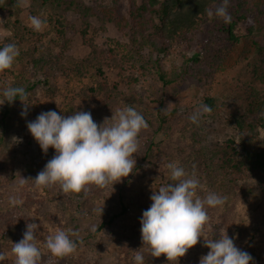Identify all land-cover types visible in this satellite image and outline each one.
<instances>
[{
  "label": "trees",
  "instance_id": "16d2710c",
  "mask_svg": "<svg viewBox=\"0 0 264 264\" xmlns=\"http://www.w3.org/2000/svg\"><path fill=\"white\" fill-rule=\"evenodd\" d=\"M29 1L37 2L46 10L49 25L56 31L58 38H52L42 46H34L30 52L29 49H24L27 45L20 41H26L30 34L39 38L46 37L48 34L28 28L22 30L21 22L18 19L14 20L13 32L15 35L19 32L22 36L19 39L9 37L5 42H0V48L7 43H15L19 48V56L16 58L17 62H14L13 66L5 70L0 77V99L5 100L3 92L9 86L24 88L29 98L37 85H48L50 78L54 77L59 70L67 76L80 78L91 73L92 69L103 73L102 65L99 64L102 59L111 63L119 70L121 77L128 81L130 89L128 95L131 99H128L122 108L134 107L144 116L152 129V134L162 136V140L158 143L154 141L153 136L141 152L137 151L133 154L136 160L135 171L138 169L153 171L155 181L151 186L159 188L173 183L170 179V170L166 165L171 163L167 160L168 158L177 157L181 163L179 167H183L189 175L194 172L202 187H215V191H218L216 194L226 198L223 205L207 208L210 220L204 228V238L219 239L226 231L235 245L243 244L242 251L248 252L253 258L251 264H264V232L260 229L264 221V138L260 137L258 132V127H264V95H260L255 89L247 94L245 91H238L239 99L228 104L215 96L205 94L202 102L210 111H207L206 118L199 120L193 129L192 120L185 113L179 112L183 96L175 84L178 79L177 74L170 76L160 66L162 61L172 55L174 58L181 56L186 66L183 72L195 83L194 92L199 93L207 88L218 71L225 69L223 62L228 57L229 60L236 58L241 60L244 56L249 59L253 48L260 62L254 66L252 75L258 81L264 82V0H229L227 11L232 17L230 23H226L221 17L215 15L216 8L222 4L223 0H140L139 4L138 0H128V9L124 14L117 12V15H114L112 11H117L116 5L119 4V0H114L115 5L107 9L105 17L96 14L92 6H87L81 0ZM18 7V0L0 1V11L6 9L9 17ZM48 9L54 13H48ZM209 10L213 12L211 17L208 15ZM57 12H76L78 19L84 25L80 34L91 49L84 58L76 59L67 54L69 41L65 38L64 18L61 15L57 16ZM92 19H99L103 23L106 21L113 23L116 29L123 31L125 40L120 42L112 39V45L108 51H97L95 44L89 42L87 38L91 31ZM240 22H245L248 30L244 36H237L233 32L236 24ZM210 24L212 26H207ZM201 34H208L207 39L201 41ZM53 43L55 46H60L61 52L64 53L56 54ZM197 45L201 46L200 51L195 52L191 57L185 56L184 53L188 48ZM155 69L162 83V89L167 90V94L160 96L158 87H153L149 91L147 108L154 113L147 116L148 110H143L146 102H143L142 94H137L139 89L142 90V86H138V83L140 84L145 76L151 75ZM39 73L41 77L37 78ZM49 91L52 93L50 88ZM104 91H108V88L98 84L97 87L86 89L84 97L91 100L89 103L91 105ZM110 107L106 110L98 107L90 109L88 105L82 108V111L90 112L92 118L101 124L104 121V114L110 119L112 112H116L112 110L113 104ZM53 111L65 116L70 115L56 109ZM210 119L212 122L213 120L223 121L228 126L236 127L239 132L237 140L230 137L216 140L212 146L205 144L206 141L203 138L208 131ZM17 120L18 116L11 107L0 108V144L4 140L5 133L15 126ZM106 123L110 124L112 121ZM188 140L196 143L194 146L199 144L200 147L188 148ZM155 147L164 157L155 155ZM54 155L55 150L50 151L47 161ZM38 162L35 175L34 177L31 175V179H34L45 167ZM144 162L150 164V168L144 166ZM12 179L13 166L9 165L3 156L0 159V194L7 192V186ZM27 185L22 194H19V200L23 201L22 205L20 207L11 205L9 208V212L18 214L16 220L10 218L9 213L3 214L6 211L0 210V241L4 237L3 233L5 235L6 231L13 229L15 225L20 224L26 227L28 223H35L37 245L42 252L38 264H41L42 259L46 257L45 254L50 253L44 247L49 235L57 230H65L69 233L70 239L76 242L71 236L65 214L68 212L66 208L68 204L66 207L61 206L64 202L66 203L64 199L93 200V195L101 193L100 189L103 188L93 184L80 193H64L58 183L48 187H36L33 181H29ZM114 187L118 192L114 204L116 206L103 210L102 213L96 212L99 221L94 229V236L99 239H102L104 233L109 230L120 227L122 220L128 216L129 206L122 192L123 185ZM202 187L198 189V195L204 197L206 195L202 192ZM150 206L148 205L147 209ZM1 217L5 222L1 220ZM141 218L132 228L133 233L137 234L135 237L138 238L141 237ZM239 218H243L248 226L244 234H239L241 229L237 225ZM204 238H200L199 246L195 250L190 249L193 255L192 262L179 259L178 264H199L200 257L209 251L204 246ZM139 245H142L140 248L144 255V264H170L164 255L151 259L152 257L150 258L147 254L148 248L146 245L143 246L142 240ZM259 246L262 247L260 252L257 250ZM137 250L139 249H134L133 254ZM63 259L62 264H68L70 261L67 256ZM120 259H123L120 263L129 262V260L135 263L134 256L130 258L124 256Z\"/></svg>",
  "mask_w": 264,
  "mask_h": 264
},
{
  "label": "rangeland",
  "instance_id": "374dc122",
  "mask_svg": "<svg viewBox=\"0 0 264 264\" xmlns=\"http://www.w3.org/2000/svg\"><path fill=\"white\" fill-rule=\"evenodd\" d=\"M3 2V0H0ZM87 6H92L96 12L101 17L106 16L107 9L115 5L114 0H81ZM117 6V11H112L114 15H117V12L125 13L128 9V0H119ZM140 0H138V4ZM231 4V3H230ZM115 6V7H116ZM54 13V11L48 9V13ZM62 16L65 23V31L67 40L69 41V49L66 51L68 55L72 58L82 59L87 56L91 49L86 43L80 34V31L84 28V25L78 19L76 12H57V16ZM38 16L42 20L46 21V26L42 31H39L42 34H48V36L39 38L33 34L28 36L26 41L22 44L27 45L24 49H29L31 52L34 46H42L47 44L50 39L58 38V34L53 30L52 26L49 25L47 18L46 10L40 7V4L37 2H30L28 0L27 6H19L16 10L13 11L11 17H9L8 11H0V42L3 43L9 37H17L18 39L22 36L21 33L13 32L14 20L18 19L21 22V29L29 27V17ZM11 19V22H10ZM12 23V24H11ZM91 31L88 34L89 42H93L97 48V51L106 52L111 48V40L116 39L120 42L125 40V36L122 30L116 29L113 23L99 21V19L91 20ZM12 25V26H11ZM212 26V24L207 25ZM12 27V29H11ZM233 32L237 36H244L248 33L245 22L237 23L234 27ZM29 34V33H28ZM27 34V35H28ZM208 34H201L200 40L204 41L207 39ZM17 39V40H18ZM60 40V39H59ZM54 52L56 54H61L60 46H55L53 43ZM201 46L197 45L196 47L188 48L185 51V56L191 57L195 52L200 51ZM252 52L249 59L242 57L243 59L239 60L238 58L234 60H225L223 65L225 69L223 71H218L214 75L212 80L209 82L207 88L199 93L194 92L195 83L184 74L185 62L181 56L174 58L172 55L170 58L165 59L161 62L160 66L163 71L168 72L170 76L177 74V81L175 82L177 90L183 96V103L179 107V112L181 114L185 113L188 118L193 114H198V120H204L206 118L207 112L205 111L206 106L203 104L202 99L205 94H210L219 98L221 101L228 104L232 103L234 100L239 99V92L245 91L252 92V89L259 92L260 95H264V82L258 81L255 76L252 75L254 66L258 64L259 57L256 51ZM67 55V56H68ZM238 59V61H237ZM246 59V60H245ZM100 61V60H99ZM237 61V62H236ZM15 62H17L15 60ZM99 64L102 65L103 73H99L92 69V72L87 74L84 77L75 78L67 76L66 73L62 71H57L55 76L50 78L51 81L48 85H37L34 91L29 95V98L24 102L29 105L27 115L21 116V111L24 105L21 101H13L8 103L7 101L0 99V108L5 106L11 107L12 111L18 116L15 126L4 135V140L0 144V159L5 156V159L9 162V165L13 166V179L7 186V192L0 194V210L6 211L3 214H10V218L17 219L18 214L15 212H9V208L12 205L9 201L10 197H16L19 199V194H22L24 188L28 185L25 184L23 187L20 186V181L22 178L30 179L31 175L34 177L35 171L37 170V162L46 165L47 156L50 151H53V148H49L45 154L40 148L39 144L35 141L31 133L28 131L27 122L33 121L36 117L42 113L49 110H59L61 113L74 114L76 111H82V108H86L88 105L90 109L96 107L106 110L113 104L112 110L117 111L118 109H123L128 101L130 100V89L128 86V81L123 79L119 73V70L109 62L101 60ZM151 75L145 76L142 78L143 81L138 83V86H142V90H138L137 94H142L143 102H146V105L143 107V110H148V115H152L154 111H151L150 108H147L149 91L153 87H158V94L161 96L167 94V90H163L162 83L160 82L155 71ZM3 73V72H2ZM0 73V77L2 75ZM179 74V75H178ZM182 74V75H181ZM37 74V78H40ZM168 76L169 78H171ZM1 80V78H0ZM98 84L108 88V91L102 92L99 97L94 100L90 105L91 100H87L84 97V91L89 87H97ZM52 90L48 92V90ZM234 90V92H232ZM176 94L178 92H175ZM52 94V95H51ZM111 108V107H110ZM103 120L109 118L106 114L103 115ZM97 118V117H96ZM97 124L98 122L93 119ZM191 120V119H190ZM208 120V118H207ZM196 122V123H197ZM196 123H192L193 129ZM99 125V124H98ZM148 125V124H147ZM207 126V125H206ZM208 131L205 133L204 140L205 144L212 146L216 140H224L226 138L233 137L237 140L238 129L236 127L228 126L223 121H214L210 119ZM206 129V130H207ZM195 132V131H192ZM259 136L264 138V127H258ZM154 136V137H153ZM154 139L156 143L162 140V136L157 134L156 136L152 134V129L148 125L146 129L141 130L138 136L139 148L138 151H142L144 146L149 142L150 138ZM188 148H192L194 144L192 141L188 140ZM238 143V141H237ZM199 148V144L194 146ZM154 153L156 156L164 157L160 154L158 149L154 148ZM171 163H175L177 166L181 165L177 157L167 159ZM144 166L150 168V164L144 162ZM197 168V164L195 165ZM155 176L153 171L138 169L132 172L128 177L122 178L118 183H115L112 186L103 187L100 189L101 193H96L93 195V200H77L71 201V199L61 204V206L67 208V221L69 223L71 236L76 240L77 250L68 255L67 258L70 260L68 264H135L131 260L121 262L120 259L124 256L130 258L135 256L133 254L134 249L138 248L141 252L142 245H139L141 237H135L132 231L134 225L140 217H142L143 211L147 210L148 205H151L152 201L150 199L153 191L158 190V188L152 187L151 184H154ZM29 182V181H28ZM123 185L122 192L125 196L126 203L129 206L128 216L122 220L120 227H115L109 230L107 233H104L103 238L99 239L97 236H94V229L99 221V217L96 212L103 208L107 210L115 207V200L117 198L118 192L114 186ZM26 186V187H25ZM54 194V190L52 189ZM202 192L207 195L209 192L217 193L214 188H208L207 186L202 187ZM66 196V195H64ZM22 204H17L14 206H21ZM17 211V210H16ZM18 212V211H17ZM27 218V217H26ZM1 220L5 222L4 218L1 217ZM237 225L239 226V234L247 230L246 222L243 218L238 219ZM228 226V225H226ZM262 232H264V221L260 226ZM26 231L24 225H15L13 229H8L4 235L3 239L0 241V252L6 254V259L0 261V264H15V256L12 254L11 249L13 243L19 242L23 238V233ZM238 234V235H239ZM250 235V233H248ZM246 235V234H245ZM248 235V236H249ZM258 238V237H256ZM243 240V239H242ZM244 241V240H243ZM245 242V241H244ZM199 243V242H198ZM261 245V244H260ZM199 244L191 248L195 250ZM236 247L243 250V244H236ZM262 247L259 246L257 249L259 252ZM148 256L151 258L148 250ZM45 258L42 259L41 264H62L63 258L56 257L51 253H46ZM192 252L189 251L186 255L180 259H184L192 262ZM153 259V257L151 258ZM128 262V263H127ZM39 263V262H38Z\"/></svg>",
  "mask_w": 264,
  "mask_h": 264
},
{
  "label": "clouds",
  "instance_id": "9594fccd",
  "mask_svg": "<svg viewBox=\"0 0 264 264\" xmlns=\"http://www.w3.org/2000/svg\"><path fill=\"white\" fill-rule=\"evenodd\" d=\"M18 3L24 7L28 0H18ZM228 3L229 0H223L215 10V15L226 23L232 20L227 11ZM208 15L211 17L213 12L209 10ZM45 26L46 21L40 17H29V27L34 31H42ZM18 56L19 48L15 43L0 48V73L10 69ZM3 95L8 103L19 99L24 105L21 116L27 115L29 105L24 102L28 98L24 88L9 86ZM205 111L210 109L205 108ZM190 119L196 123L198 114H193ZM147 127L144 116L132 106L112 112L111 118H105L99 125L90 112L76 111L67 116L52 110L42 112L35 120L27 122V128L45 154L51 147L55 155L34 179L22 178L20 186L28 181H33L36 187L58 183L64 193H80L93 184L100 188L111 184L113 188L115 183L133 172L136 165L133 154L139 148L138 136ZM166 167L173 183L153 191L151 206L143 211L140 219L141 240L150 256L159 258L164 255L170 264H178L179 259L204 238V228L210 220L207 208L223 205L226 198L213 192L199 196L198 189L202 185L194 172L189 175L175 163ZM9 201L12 205L23 203L16 197H10ZM99 211L102 213L103 208ZM35 229V223H28L23 238L13 243L11 252L15 264H38L40 261L42 252L37 245ZM204 246L209 251L200 257L199 264H251L253 260L248 252L236 247L226 231L219 239L204 238ZM44 247L60 258L77 250L76 242L65 230L49 235ZM135 252V264H144V255L139 250ZM5 259L6 254L0 252V261Z\"/></svg>",
  "mask_w": 264,
  "mask_h": 264
}]
</instances>
